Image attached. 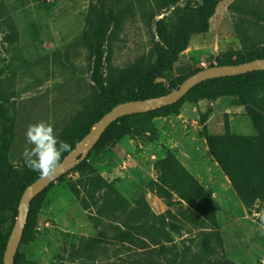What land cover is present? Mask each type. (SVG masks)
<instances>
[{"label": "rangeland", "instance_id": "obj_1", "mask_svg": "<svg viewBox=\"0 0 264 264\" xmlns=\"http://www.w3.org/2000/svg\"><path fill=\"white\" fill-rule=\"evenodd\" d=\"M200 1L0 0V91L13 92L16 100L11 161L23 162V153L33 147L25 136L29 125L46 122L58 139L90 102L93 84L83 32L97 20L102 7L123 15L108 39L107 73H111L153 62L154 20L163 18L173 30ZM260 1L264 7V0ZM244 5L253 8L257 0H222L208 32L191 36L188 48L168 79H161L162 84L174 90L189 69L216 65L222 51L247 52L264 41V21L242 13ZM7 19L18 30L15 44L6 39ZM239 27L244 36L238 34ZM257 102L264 112V88L257 91ZM169 155L211 193L209 220L203 222L204 215L177 191L170 190L171 199L157 193L159 162ZM89 163L125 198L126 209L112 210L108 197L99 202L104 205L102 213L97 208L84 209L68 186L79 173L67 172L46 191L35 240L20 245L19 251L27 258L38 264H128L149 251L128 242V225L141 224L137 231L145 238L154 231L151 223L161 219L172 239L167 245L178 255L176 264H192L193 256L207 248L209 264H264V118L260 126L255 125L245 105L234 96L185 102L177 113L153 118L152 128L142 134L92 152ZM230 171L236 174L240 190ZM139 201L146 202L151 213L142 221L132 214ZM9 228L10 223L4 224L0 233ZM92 238L99 245L95 259L82 249V239Z\"/></svg>", "mask_w": 264, "mask_h": 264}, {"label": "trees", "instance_id": "obj_2", "mask_svg": "<svg viewBox=\"0 0 264 264\" xmlns=\"http://www.w3.org/2000/svg\"><path fill=\"white\" fill-rule=\"evenodd\" d=\"M221 1L201 0L198 5L180 18L173 30H169L163 18L154 20V29L157 36L154 46L155 60L148 64L139 62L116 69L111 73H107L111 53L108 39L114 28L122 21L123 15L117 14L112 9L102 7L97 20L83 32V43L90 57L89 77L93 84V95L90 102L86 103L60 132L58 140L69 143L72 150L89 132L91 126L115 105L125 101L144 100L172 91L171 87L162 84L161 79H168L173 72L174 64L179 59L180 54L188 48L191 36L195 33L208 32L210 19L215 14ZM171 3L174 4L175 0H171ZM241 12L251 15L254 19L264 21V7H262L260 0H257V5L253 8L244 5ZM243 21L241 19L239 24ZM4 23L10 29L6 35L7 41L10 44H15L18 39L16 26L11 19L5 20ZM237 30L240 36L246 34L240 27ZM258 58H264V41L256 44L247 52L242 50L222 51L216 57V64H238ZM201 69L203 68L189 69L187 73L178 79L174 87L178 88L187 77ZM260 88H264V70L207 79L192 87L177 103L121 117L109 125L88 153V156L68 171V173L72 171L79 173L75 179L68 182L70 191L86 210L97 208L102 213L104 205L99 204L101 197L110 199L112 210L126 209L127 201L125 198L113 187L110 181L98 173L96 168L89 163V154L92 152L99 153L108 145L114 144L127 136H138L152 128L153 118L177 113L183 103H194L200 99L234 96L238 102L245 105L255 125L260 126L264 118V112L257 102V91ZM15 107L14 93L5 94L0 91V232L4 224L10 223L8 231L0 233V264H4V252L16 221L21 196L25 188L41 176L38 172L28 168L24 161L14 163L10 159V150L15 135ZM69 152L63 153L61 160ZM159 170L160 182L156 183L157 193L165 199H171L172 193L170 190L177 191L198 213L204 215L203 222L209 220L212 214L211 193L200 186L185 169L179 167L172 155L159 162ZM229 174L233 183L240 190L236 174L233 171H230ZM62 176L58 179H62ZM55 182L51 183L49 187ZM49 187L31 202L22 243H30L36 238L34 234L36 221ZM240 193L245 203L249 205L250 202L242 190ZM138 205V208L132 209V214L137 221L145 220L151 215L150 208L143 201H139ZM91 219L100 222V219L94 215H91ZM157 222V224L156 222L151 223L154 231L146 235L145 238L137 231L141 224L128 225L131 229L127 234L128 242L135 245L139 244L140 248L149 250L147 253L129 261L128 264H176L178 255L172 246L167 245V243L172 242L171 236L161 219H157ZM149 245L154 247L147 248ZM98 246L93 238L82 239L83 254L89 258L95 259V250ZM207 246H209V238L207 239ZM191 263L209 264V248L196 253ZM14 264L38 263L27 258L23 252L18 251Z\"/></svg>", "mask_w": 264, "mask_h": 264}, {"label": "water", "instance_id": "obj_3", "mask_svg": "<svg viewBox=\"0 0 264 264\" xmlns=\"http://www.w3.org/2000/svg\"><path fill=\"white\" fill-rule=\"evenodd\" d=\"M256 70H264V58L253 59L238 64H216L203 68L190 75L179 85L178 88L167 94L144 100L125 101L115 105L91 126L85 137L60 161L57 170L52 176H40L25 188L20 199L16 221L4 252V264L15 263V257L22 243L25 226L28 221L32 200L49 187L51 183L55 182L60 176L81 163L93 149L109 125L125 115L143 113L177 103L192 87L207 79L232 76Z\"/></svg>", "mask_w": 264, "mask_h": 264}, {"label": "clouds", "instance_id": "obj_4", "mask_svg": "<svg viewBox=\"0 0 264 264\" xmlns=\"http://www.w3.org/2000/svg\"><path fill=\"white\" fill-rule=\"evenodd\" d=\"M25 136L33 146L23 153L25 165L44 177L52 176L59 166L62 154L71 151V145L58 140L53 127L46 122L29 125Z\"/></svg>", "mask_w": 264, "mask_h": 264}]
</instances>
